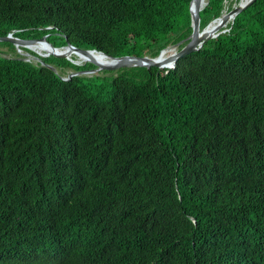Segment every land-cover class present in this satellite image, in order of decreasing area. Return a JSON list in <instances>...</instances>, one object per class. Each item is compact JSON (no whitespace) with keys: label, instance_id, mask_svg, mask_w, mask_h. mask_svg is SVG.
Returning a JSON list of instances; mask_svg holds the SVG:
<instances>
[{"label":"trees","instance_id":"16d2710c","mask_svg":"<svg viewBox=\"0 0 264 264\" xmlns=\"http://www.w3.org/2000/svg\"><path fill=\"white\" fill-rule=\"evenodd\" d=\"M206 1L201 29L241 0ZM191 2L0 0V37L157 58ZM225 30L70 80L95 66L0 42V264H264V0Z\"/></svg>","mask_w":264,"mask_h":264},{"label":"water","instance_id":"95a60500","mask_svg":"<svg viewBox=\"0 0 264 264\" xmlns=\"http://www.w3.org/2000/svg\"><path fill=\"white\" fill-rule=\"evenodd\" d=\"M243 0L240 1L239 5L236 6L233 10H231L230 12H228L227 14H223V16L221 18H218L216 20H214L213 22H211L206 28L201 29V11L204 9V7L207 5V1L204 3V5L201 3L200 0H192L191 5H190V12H191V16H192V28H193V32L191 34V36L179 43L177 46H175L174 48H176V52L174 54H172L170 57L166 58L165 60H161L162 55L165 53V51L168 49L163 50L160 55L157 58H151L149 56H144V57H138V56H124V57H120V58H113L105 53L99 52L97 50H83V49H79L75 46H73L70 41L66 38V45L64 46L63 49H70L73 52H75L76 54H82V55H90L91 53L94 52H98L101 53L102 55H104L105 57L111 59L114 63L111 65H101L99 63H97L94 60H83L82 64H79L77 61H74L73 59L69 58V56H67L66 54H56L53 53L49 56H55L58 58H65L70 60L71 62H73L75 65H86V64H91L94 65L95 67L89 70H84V71H80V72H75V73H71L69 75V77L67 78V80H70L71 78H73L74 76H78V75H93V74H98L101 73L103 71H117L120 69H124V68H133V67H146V68H150V67H157L159 69H166V70H173L177 64V62L193 53L196 51H199L200 49H202V47L204 46V44L212 39L217 38L221 33L226 32L225 28L230 24L233 23V21L235 20L236 16L238 14H240L243 10H245L246 8L250 7L251 5H253V3L256 0H251V2H249V0L245 3L242 2ZM195 6V7H194ZM223 21V24L220 25L217 28V32L214 34H210V35H204L205 31L207 30L208 27H210L214 22L216 21ZM52 36L50 35H46L43 36L42 38H37V39H22L19 37H15L13 34H10L6 37H0V42H8L13 44V46L18 50V52L21 53L22 50H29L31 52H34L30 49V45L34 44L37 41H45L48 44H50L54 49L56 50H60L59 48L54 47L50 42H48V38ZM53 36H57V35H53ZM59 36V34H58ZM188 42L183 48H181L180 50H178V47H180L183 43ZM35 53V52H34ZM33 56L30 53H28L26 55V57L24 56V59L27 61H30V57ZM34 60L43 63L45 66H47L48 68H50L51 70L57 72V69L54 66L48 65L45 62H43V56L41 55H34ZM76 58V57H75ZM167 63H171L170 66H167Z\"/></svg>","mask_w":264,"mask_h":264},{"label":"bare ground","instance_id":"6f19581e","mask_svg":"<svg viewBox=\"0 0 264 264\" xmlns=\"http://www.w3.org/2000/svg\"><path fill=\"white\" fill-rule=\"evenodd\" d=\"M248 0H243L242 2L245 3L247 2ZM206 2V0L204 1V3ZM203 3V5H204ZM195 7V6H194ZM223 24V21H216L214 22L210 27L207 28V30L205 31L204 35H210V34H214L216 33L217 31V28ZM30 49L32 51H34L35 53H37L38 55H41L43 57L45 56H49L53 53H56V54H66L67 56H69V58H74V57H84V60H87V59H90V60H94L96 61L97 63L101 64V65H111L113 64L114 62L105 57L104 55H102L101 53H98V52H94V53H91L90 55H80V54H76L75 52H73L72 50L70 49H60V50H56L54 49L50 44H48L47 42L45 41H37L35 42L34 44L30 45ZM44 50L45 51V54H41L39 53L38 51L36 50ZM168 51V50H167ZM169 53V52H168ZM167 52H165L163 55H162V58L161 60H165L166 58L170 57L172 54H174V51H171L169 54ZM102 59L104 62H100L98 61L97 59ZM74 61H77L75 59H73ZM78 62V61H77ZM79 63V62H78ZM81 64V63H79ZM167 66H170L171 63H167L166 64Z\"/></svg>","mask_w":264,"mask_h":264},{"label":"rangeland","instance_id":"374dc122","mask_svg":"<svg viewBox=\"0 0 264 264\" xmlns=\"http://www.w3.org/2000/svg\"><path fill=\"white\" fill-rule=\"evenodd\" d=\"M224 14H227V11H225L224 12ZM60 47H58L59 49H63L64 48V45H62V43H60V45H59ZM168 50V51H167ZM165 52H171V51H174V53L177 51L176 50V48H174V47H169L168 49H167ZM39 53H41V54H45V51L44 50H41V49H39V50H37ZM17 52H18V50H17ZM19 54H21L22 56H25L26 57V55L28 54V53H30V52H28V51H26V50H22L21 51V53L20 52H18ZM34 53V52H33ZM168 53V54H169ZM31 54V53H30ZM35 55L37 54V53H34ZM47 57H49V56H45L44 58H47ZM74 59L76 60L77 58H75L74 57ZM97 59V58H96ZM98 61H101L102 59H97ZM30 61H36V60H34V57L33 56H31L30 57ZM82 64V63H81Z\"/></svg>","mask_w":264,"mask_h":264},{"label":"snow or ice","instance_id":"6c2138e0","mask_svg":"<svg viewBox=\"0 0 264 264\" xmlns=\"http://www.w3.org/2000/svg\"><path fill=\"white\" fill-rule=\"evenodd\" d=\"M249 2H251V0H249Z\"/></svg>","mask_w":264,"mask_h":264}]
</instances>
